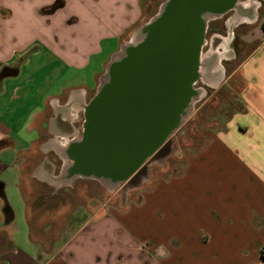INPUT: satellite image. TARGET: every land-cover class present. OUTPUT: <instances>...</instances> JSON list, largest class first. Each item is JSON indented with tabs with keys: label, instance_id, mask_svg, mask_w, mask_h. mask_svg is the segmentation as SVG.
<instances>
[{
	"label": "crops",
	"instance_id": "obj_1",
	"mask_svg": "<svg viewBox=\"0 0 264 264\" xmlns=\"http://www.w3.org/2000/svg\"><path fill=\"white\" fill-rule=\"evenodd\" d=\"M52 1L30 6V0H0V264H91L103 258L107 260L105 264H168L174 257L172 251L152 253L159 250L157 245L150 251L140 242H109V221L117 222L122 214L106 205L98 207L90 217L86 209L79 208L60 227L52 243L49 239L54 235L48 228L31 229L28 201L32 200L30 207L39 208L40 202L59 192L25 191V170L29 177L26 183L61 186L53 180L61 174H54L55 165L45 154L61 150L58 155L67 163L62 150L68 141L80 136L84 108L99 86L93 88L86 80L76 83L75 74L87 69L94 57L115 40L119 39L122 47L129 30L143 14L141 0H74L86 16L79 18L77 13H69L67 21L53 27L48 20L51 17H44V12L53 5L57 8L53 15H59L68 1ZM245 3L243 8H253L254 14L241 9L227 22L232 29L254 25L241 36L245 45L241 43L239 50L243 54L245 51V56L229 75L224 65L217 67L218 63L205 69L208 75H203L206 86L213 83L217 89L226 86L235 92L241 110H236L223 128L208 131L209 141L203 148L195 152L183 150L186 163L181 184L189 189L183 202L193 221L189 224L197 230L217 226L239 230L253 225L254 218L263 222L264 230V13L260 9L258 14L259 4ZM98 13L102 14L100 21ZM53 20L60 23L57 17ZM216 36L215 50L211 49L206 58L215 54L219 59L223 54L219 51L224 49L223 37L218 33ZM109 61L96 74L98 81ZM214 73L219 78L211 80L208 76ZM208 172L212 176H207ZM207 186L215 190L205 198L203 188ZM175 193L173 186L171 194ZM14 199L21 205L19 214L13 212L10 200ZM18 215L21 223L16 229L14 220ZM201 234L202 241L209 242ZM110 246L118 249L111 250ZM41 250L49 258L42 257ZM83 254L88 258L81 261ZM252 263L264 264L261 251Z\"/></svg>",
	"mask_w": 264,
	"mask_h": 264
},
{
	"label": "rangeland",
	"instance_id": "obj_2",
	"mask_svg": "<svg viewBox=\"0 0 264 264\" xmlns=\"http://www.w3.org/2000/svg\"><path fill=\"white\" fill-rule=\"evenodd\" d=\"M47 1L49 3L53 2L52 0ZM62 1L59 0L58 2L63 4ZM65 1H68V3L65 8L61 9V14L53 15V12L57 9L52 7L53 5L47 7L48 9L43 14L46 18L51 17L48 20H51L53 27L67 21L69 13H71V16L74 15L72 13H77L79 18L86 16L82 8L74 5V0ZM141 1L143 7L141 21L129 30L124 44L133 41L139 28L158 13L165 0ZM42 2L43 0H30V6H34V3L42 4ZM255 4H258V1L255 0ZM261 11L264 13V7L261 8ZM101 15V13L97 14V20L100 21ZM233 15V12H231L225 17L224 21L217 19L210 22L211 29L206 34V44L202 52V58L205 59L211 49L213 51L218 41L214 39V33L222 36V43L224 41L227 42H225L227 49L224 46V49L219 50L223 51V54L220 55L217 61V67L224 65L226 75H229L231 70L245 56L246 52L244 51L243 54V51L239 50L241 43L245 45L242 41V33L254 27V25L246 24L232 29L225 22L227 23ZM53 17H57L60 23H55ZM75 24L77 25L78 23ZM74 26L73 23L71 27ZM113 43L112 46H107L99 56L94 57L87 69L75 74L73 79L76 80V83L80 84L83 83V80H86L93 88L99 85L100 80H97L96 74L103 71L105 62L109 61L114 52H118L121 49L119 39ZM254 45L250 44L248 46L252 47ZM204 70L205 67L202 68L203 75L206 74ZM204 79L202 76L198 84H195L196 88L201 89L199 100H194L190 114L184 119L180 130L173 135L175 141L172 154L163 161L152 163L149 167L148 177L138 186L108 188L95 179L76 178L69 183L54 187L47 183H26L29 177L27 176V170H25L23 180L25 191H35L37 194L43 192L51 193L55 190L59 192V194L53 195L51 199L40 202L41 207L39 208L30 207L32 200L28 201L31 229L36 227L48 228L49 232L54 235L49 239L51 240L49 243H52L53 239L59 236L60 227H64L71 214L79 208L86 209L87 217H90L98 207L106 205L116 214H122L120 217H115L117 222L109 221L110 225L108 227L111 232L109 242L113 240L120 243L129 240L136 243L140 242L146 246V250L150 248V251L153 249V245H157L159 250H152V253L159 254L158 251L160 250L164 252L172 251L171 254L174 257L168 264H254L252 261L257 259L258 250L261 251L260 249L264 246V244L261 245L264 241V230L262 229L263 222L260 219L256 220L254 218L253 225L251 224L249 227L241 226L243 228L239 230L229 227L220 229L219 226L211 230H197V228L189 224L190 221H193L187 216L189 208L183 202V196H187L189 190L181 184L183 168L186 163L183 150L189 149L195 152L203 148L209 141L207 132L218 131L223 128V124L229 117L236 110H241L242 107L240 99L229 87L223 86L217 89L213 83H211V86H206L204 82L207 80L204 81ZM82 118L83 115L81 116ZM45 155L55 165L54 174L60 175L65 164L64 159H61L58 152L53 150ZM206 171L205 168L201 176L205 175ZM206 175L212 176L209 172ZM168 181L169 183H167ZM173 186L176 189L175 194H171ZM214 190L207 186V188H203L204 194H202L203 196L205 195V198H208L207 196L209 194L212 195ZM216 190L218 191L219 188ZM10 202L13 212L19 214L21 205L18 200L14 199L10 200ZM206 208H208L209 212H212V208ZM53 213L61 215L57 216L53 215ZM19 216L14 220L16 229H19L21 223ZM222 217H224L223 214ZM241 222H246V220ZM201 233H204L209 238V242L204 243L202 241L203 236ZM144 246L142 250H145ZM110 249L117 250L118 248L110 246ZM40 254L44 258H49L43 250L40 251ZM86 258L88 257L83 254L81 261L86 260ZM73 260L75 261L74 258ZM134 260L138 262L137 259ZM158 262L165 264L161 261ZM105 263H107L105 258L98 262L91 261V264Z\"/></svg>",
	"mask_w": 264,
	"mask_h": 264
},
{
	"label": "water",
	"instance_id": "obj_3",
	"mask_svg": "<svg viewBox=\"0 0 264 264\" xmlns=\"http://www.w3.org/2000/svg\"><path fill=\"white\" fill-rule=\"evenodd\" d=\"M243 0H165L107 65L84 108L83 130L62 150L60 178H90L108 188L138 186L150 165L173 152V135L201 89L209 20Z\"/></svg>",
	"mask_w": 264,
	"mask_h": 264
},
{
	"label": "flooded vegetation",
	"instance_id": "obj_4",
	"mask_svg": "<svg viewBox=\"0 0 264 264\" xmlns=\"http://www.w3.org/2000/svg\"><path fill=\"white\" fill-rule=\"evenodd\" d=\"M252 1H254V2H252ZM256 1H258V4H259V7H258V14H260V9L264 6V0H256ZM243 2H246L245 4H250V3H252V5L251 6H256V5H258V4H255V0H243V1H241V3L238 5V7L236 8V9H232V10H229L228 12H226L223 16H221V17H215V18H211L210 20H209V23H208V27H207V32L211 29L210 28V22L212 21V20H217V19H220V20H222V21H224L226 18V16L229 14V13H231V12H236V11H238V10H241L242 9V11H244L245 13H247V14H250L251 13V11H252V14H254V11H253V8L252 9H248V8H243ZM251 8V7H250ZM225 24H227L226 22H225ZM207 34V33H206ZM215 35H214V39L217 37L216 36V33H214ZM217 40V39H216ZM226 41H224L223 42V44H224V46H225V49H227V46L225 45L226 43H225ZM206 44V43H205ZM217 61H218V55H215V54H213L212 56H210L209 58H206L205 57V59H203V67H205V69H207V68H211V67H214V65H216V63H217ZM202 67V68H203ZM201 68V69H202ZM203 75V74H202ZM211 80H214V79H217V78H219V75L218 74H216V73H214V74H212V75H209L208 76ZM201 78H202V76H201ZM201 78H199L198 80H197V82H196V84H198V82L200 81V79ZM56 147V146H55ZM57 149V148H56ZM60 151L61 150H58L57 152H59L60 153ZM158 162V161H157ZM124 185H120V187H123Z\"/></svg>",
	"mask_w": 264,
	"mask_h": 264
},
{
	"label": "bare ground",
	"instance_id": "obj_5",
	"mask_svg": "<svg viewBox=\"0 0 264 264\" xmlns=\"http://www.w3.org/2000/svg\"><path fill=\"white\" fill-rule=\"evenodd\" d=\"M65 143H66V142H65ZM65 143H64V144H65ZM64 144H63L62 146H64ZM61 148H62V147H61ZM53 180H54L55 182H57L59 185L69 183V181H63L60 177H59V178H58V177H54Z\"/></svg>",
	"mask_w": 264,
	"mask_h": 264
},
{
	"label": "trees",
	"instance_id": "obj_6",
	"mask_svg": "<svg viewBox=\"0 0 264 264\" xmlns=\"http://www.w3.org/2000/svg\"><path fill=\"white\" fill-rule=\"evenodd\" d=\"M7 208H8V206H7ZM261 257L263 258V261H264V246L261 249Z\"/></svg>",
	"mask_w": 264,
	"mask_h": 264
}]
</instances>
